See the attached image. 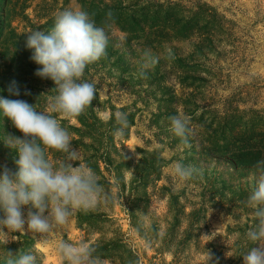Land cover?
<instances>
[{"label": "rangeland", "instance_id": "374dc122", "mask_svg": "<svg viewBox=\"0 0 264 264\" xmlns=\"http://www.w3.org/2000/svg\"><path fill=\"white\" fill-rule=\"evenodd\" d=\"M202 1L234 23L239 42L234 43L236 49L233 52L185 59V64L189 65L186 68L171 64L179 58L158 56L155 60L163 61V67L145 75L121 76L114 71L118 83L128 90L119 88L110 105L104 104L109 98L108 88L102 85L98 90L103 103L97 112L98 117L107 121L111 105L115 113H127L130 124L122 142L135 162L141 157L149 161L148 165L140 164L136 171L123 173L126 184L131 180L137 183L141 176H147L145 189L138 187L134 195L140 198L145 193L148 197L147 209L137 211L138 216H143L144 228L148 231L146 237L131 226L124 211L125 199L115 200L112 210L116 224L130 245L137 249L142 264L171 262L170 252L155 251L161 247H264V242L252 244L245 235L257 223L253 210L246 204L247 198L264 173L259 169H235L232 154L204 160L198 147V142L205 139L219 137L223 133L229 140L232 129L243 131L253 126L256 133L264 138V0ZM27 6L25 19L18 18L12 22L13 26L26 32H31V27H34L33 31L47 33L50 30L39 27L49 18H55L65 9L80 10L76 0H31ZM53 25L54 22L51 27ZM24 46L28 51L29 67L35 75L42 66L31 59L34 50L27 48L26 42ZM185 75L205 80L203 87L196 89V86H189L191 82L187 86L181 85L179 78ZM155 80H161V83ZM52 82L36 75L31 80L32 85L39 87L50 86ZM170 95L175 96L173 100H169ZM229 109L236 111H225ZM212 113L219 119L214 121ZM225 113L230 115L228 119L223 117ZM173 116L194 120V126H190L194 139L192 145L188 143L185 146L170 131V118ZM195 146L196 153L192 154ZM140 151H144V155ZM154 160L159 163L149 165ZM178 162L197 170L190 180L180 181L174 175L173 169ZM81 234L70 220L66 226L54 227L44 235L32 234L25 225L24 233H13L9 241H17L19 235L27 236L33 239L41 264H62L55 244L64 236L78 241ZM193 258L203 259L198 254Z\"/></svg>", "mask_w": 264, "mask_h": 264}, {"label": "trees", "instance_id": "16d2710c", "mask_svg": "<svg viewBox=\"0 0 264 264\" xmlns=\"http://www.w3.org/2000/svg\"><path fill=\"white\" fill-rule=\"evenodd\" d=\"M29 1L31 0H0V96L25 100L30 105H34L38 111H46L49 107V99L57 93L54 82L47 87L31 84L35 75L29 67L28 51L24 45L28 35L35 28L31 27L32 31L26 32L25 29L19 30L17 26L12 25V22L18 18L25 19V10ZM76 1L80 4V10L86 11L95 21L96 26L110 25L106 27L107 54L98 62L88 65L81 77L80 82H88L96 86V97L84 113L74 118V122L59 113H51L69 132L70 150L75 151V159H72L70 154L54 150H49L47 157L54 167L66 161L72 163L73 167L81 164L88 166L96 173L104 189L113 195L114 200L107 204L101 202L95 210L88 213L74 212L71 220L75 228L82 233L81 237L75 242L66 236L62 240L77 246L83 242L94 247L95 255L100 258L102 264H142L137 249L130 245L125 234L116 224L112 210L115 200L120 202L121 199H125L124 211L129 217L131 226L140 235L146 237L148 231L144 228L143 216H138L137 211L142 208L144 212L147 209L148 197L145 193L140 198L134 195L138 187L145 189L144 181L147 176H139L137 183L131 180L126 184L123 182V173L136 171L140 164L148 165L149 161L141 157L135 162L122 142L127 136V130L123 137H116L113 134L116 124L115 109L112 105L109 107L110 117L107 121L98 117L97 112L103 105L98 90L102 85L108 88L109 98L104 104L110 105L112 97L117 96L114 93L118 92L119 88L128 90L123 84L118 83L114 71L121 76H133L155 73L158 67H163V61H156L155 64L145 68L146 53L154 59L168 55L179 58L171 64L186 68L189 65L185 64L187 63L185 59L205 58L209 55L220 56L224 52H233L236 49L234 43L239 42L238 33L230 19L202 0ZM109 12L112 14L111 20L107 19ZM54 19V17L49 18L39 28L51 30ZM13 82L19 87L21 94L18 97L9 96L8 89ZM154 82L159 84L161 80ZM188 82L192 84L189 86L200 89L205 80L188 75L179 78L181 85L187 86ZM174 97L170 95L169 100H173ZM212 115L215 116L214 121L219 119L218 115L213 113ZM223 117L228 119L230 115L225 113ZM127 118L130 124L129 116ZM189 121L190 128L195 123L193 119ZM255 130L254 126L247 127L243 131L232 129L230 131L232 137L229 140L221 133L219 137L198 142L202 158L211 160L232 154L235 169L241 167L257 170L258 162L264 161V138ZM192 132L190 128L188 143L191 145L194 143ZM9 136H22V133L16 130L7 118L0 115V170L6 168L10 173H15L17 171L15 161L18 156L5 143V139ZM196 148L195 146L192 149V154L196 153ZM140 152L142 155L145 153ZM158 163L159 161L154 160L149 165ZM29 210L28 206L22 209L25 218ZM146 239L148 241V238ZM251 247L257 248L253 245L236 248L209 245L190 249L177 245L171 249L161 247L155 251L171 253L172 260L167 264H243V255ZM29 250L37 257V264H41V258L33 247V239L23 235H19L17 241H9L4 245V249L0 248V255H4L5 251L19 255ZM195 254L203 259H194Z\"/></svg>", "mask_w": 264, "mask_h": 264}, {"label": "clouds", "instance_id": "9594fccd", "mask_svg": "<svg viewBox=\"0 0 264 264\" xmlns=\"http://www.w3.org/2000/svg\"><path fill=\"white\" fill-rule=\"evenodd\" d=\"M111 17V12L107 13V19L111 20ZM108 26H96L86 11L65 9L55 16L49 32L32 31L27 37V48L34 50L31 59L42 66L35 75L51 79L57 94L49 99L46 111H38L25 100L0 96V115L22 133V136L5 139L18 159L15 161V173H10L6 168L0 170L2 249L13 233H24L25 225L32 234L44 235L54 227L69 224L74 212L88 213L101 202L107 204L114 200L88 166L81 164L73 167L72 163L66 161L54 167L47 157L49 150L70 154L72 159L76 157L75 151L70 150L69 132L51 113L74 119L92 104L96 97V86L80 81L88 65L106 56ZM155 63L156 60L146 53L144 67ZM8 93L15 97L21 94L15 82ZM115 124L113 134L123 137L129 127L127 113H115ZM189 124L187 117L170 118V131L185 146H188ZM257 167L264 173V161H259ZM196 171L179 162L173 169L180 181L190 180ZM246 204L253 210L257 221L255 227L246 232V238L252 244L264 242V174L260 176ZM25 206L30 209L27 218L22 212ZM55 251L64 264H102L95 255L96 249L87 243L82 242L77 246L59 240L55 244ZM0 264H37V257L31 250L19 255L5 251L4 255H0ZM243 264H264V247H251L243 255Z\"/></svg>", "mask_w": 264, "mask_h": 264}]
</instances>
